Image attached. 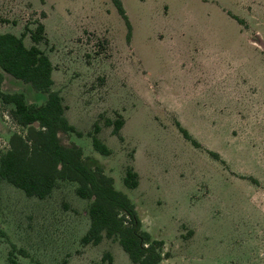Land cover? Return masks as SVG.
<instances>
[{
    "label": "rangeland",
    "instance_id": "1",
    "mask_svg": "<svg viewBox=\"0 0 264 264\" xmlns=\"http://www.w3.org/2000/svg\"><path fill=\"white\" fill-rule=\"evenodd\" d=\"M119 2L129 29L111 0H0V32L42 23L51 89L79 133L59 140L130 198L163 242L159 264H264V0ZM1 87L45 98L7 74ZM15 130L0 105V151ZM87 204L69 182L38 199L0 181V264H134L115 240L82 243Z\"/></svg>",
    "mask_w": 264,
    "mask_h": 264
},
{
    "label": "trees",
    "instance_id": "2",
    "mask_svg": "<svg viewBox=\"0 0 264 264\" xmlns=\"http://www.w3.org/2000/svg\"><path fill=\"white\" fill-rule=\"evenodd\" d=\"M111 1L129 29L119 0ZM26 33L28 46L23 43ZM45 39L40 21L35 22L33 29L24 26L18 35L0 32V105L8 106V115L17 127L8 136L5 149L0 151V181L38 199L48 196L58 181L74 184L75 195L88 200V227L81 238L83 244H97L102 237L112 239L132 263L159 264L166 255L163 242L142 228L130 198L114 187L112 178L95 159L83 156L75 145L60 142L59 132L79 133L67 122L60 95L51 89L52 66L37 47ZM4 74L29 84L35 92L44 93V100L28 102L22 92L3 91ZM120 125L121 120L113 122V133L117 134ZM97 131L98 126L93 123L92 133L88 134L91 146L106 155L108 149L96 136ZM182 134L189 138L185 131ZM122 181L126 188H134L137 174L128 167Z\"/></svg>",
    "mask_w": 264,
    "mask_h": 264
}]
</instances>
